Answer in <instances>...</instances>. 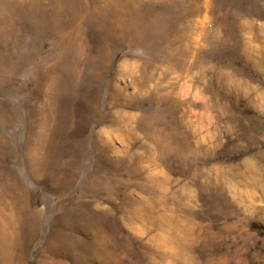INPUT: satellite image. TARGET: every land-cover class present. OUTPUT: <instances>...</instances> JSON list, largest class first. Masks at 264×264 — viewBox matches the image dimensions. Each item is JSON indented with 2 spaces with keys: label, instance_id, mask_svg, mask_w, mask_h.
Here are the masks:
<instances>
[{
  "label": "rangeland",
  "instance_id": "1",
  "mask_svg": "<svg viewBox=\"0 0 264 264\" xmlns=\"http://www.w3.org/2000/svg\"><path fill=\"white\" fill-rule=\"evenodd\" d=\"M29 1L0 0L13 264H264V0H81L76 43Z\"/></svg>",
  "mask_w": 264,
  "mask_h": 264
},
{
  "label": "bare ground",
  "instance_id": "2",
  "mask_svg": "<svg viewBox=\"0 0 264 264\" xmlns=\"http://www.w3.org/2000/svg\"><path fill=\"white\" fill-rule=\"evenodd\" d=\"M51 6L47 7L45 5L44 0H30L28 4L24 6L22 10V15H25L26 17H29L32 19L38 26H40L45 31H51L55 34H66L71 36L69 41L70 43H76L78 40V35L80 34V27L76 22L78 21V16L74 13L77 6H81V0H50ZM129 3V2H128ZM130 4V3H129ZM124 7V6H123ZM126 9V8H125ZM118 20L119 24L125 25L124 27L129 29L132 26H126L128 25V20L122 21L123 19H113L111 21ZM131 22V20H129ZM117 27V26H116ZM43 121V120H41ZM42 127L45 129L46 123L41 124ZM40 127V129H43ZM48 139L46 135L44 134V131H38L35 144V150H37V156L34 152V158L33 154L29 156V158L32 161H38L42 158H45L46 151L42 147L47 143ZM14 182V181H13ZM14 193L13 196H15L14 201L19 204L18 202L22 203L19 204V208L14 212L12 211L10 215H7L6 207L4 208L2 205H0V228L4 225L2 230H0V240L2 241V244H0V264H13L14 257L16 256V252L21 246L22 242H19L15 239L16 234V225L14 226L13 223L19 222V220L22 221L25 219V217L29 218V215L31 218L35 217L36 214H31V212L25 211V193L20 189V187L15 184L14 185ZM0 198L2 196L0 195ZM25 212V213H24ZM15 213V214H14ZM34 213V212H33ZM15 227V228H11ZM32 227L27 225V228L30 230ZM11 229V231L9 230ZM10 235V238L8 237Z\"/></svg>",
  "mask_w": 264,
  "mask_h": 264
}]
</instances>
